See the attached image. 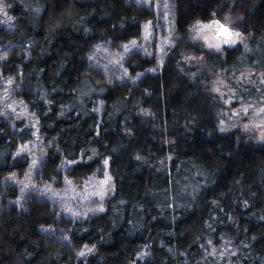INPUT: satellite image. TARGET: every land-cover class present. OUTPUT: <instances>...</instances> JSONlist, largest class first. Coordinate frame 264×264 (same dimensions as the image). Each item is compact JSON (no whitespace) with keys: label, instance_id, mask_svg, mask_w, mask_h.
<instances>
[{"label":"trees","instance_id":"16d2710c","mask_svg":"<svg viewBox=\"0 0 264 264\" xmlns=\"http://www.w3.org/2000/svg\"><path fill=\"white\" fill-rule=\"evenodd\" d=\"M5 2L0 264H264V143L224 132L209 76L182 63L195 56L213 73L264 71V0H173L174 45L163 64L133 52L121 70L109 61L142 37L155 18L148 7ZM216 18L245 41L216 53L191 40L197 22ZM260 94L238 90L243 101ZM26 144L39 148L35 179L55 189L108 169L105 210L76 219L37 192L22 198L19 182L33 165L20 152Z\"/></svg>","mask_w":264,"mask_h":264},{"label":"rangeland","instance_id":"374dc122","mask_svg":"<svg viewBox=\"0 0 264 264\" xmlns=\"http://www.w3.org/2000/svg\"><path fill=\"white\" fill-rule=\"evenodd\" d=\"M134 1L141 6L148 7L155 14L154 20L145 23L142 37L126 45L121 56L114 55L110 61L100 53L99 49L96 50L94 56L103 57L109 61L112 68L121 70L122 60L130 53L139 52L150 56L154 54L158 58L159 68L174 45L173 0ZM9 8L10 6L6 5L5 0H0V22L2 24L6 25L11 20L8 15ZM215 21H220L232 30L240 32L241 39L232 44L224 43L223 38L219 36V25L215 24ZM190 38L193 42L200 43L207 51L216 53H222L225 49L234 48L245 41V36L240 30L234 28L230 20L217 18L210 22H197L190 30ZM218 43L220 46L216 47ZM203 61L202 57L188 56L183 59L182 63L185 64L183 70L194 68L197 73L205 70L206 75L209 76L208 84L222 105V109L218 113L223 131H240L247 141L250 139L257 143H264V138H262L264 137V111H261L264 109V93L262 92L264 71L254 69L231 74L213 73L206 67L201 69ZM249 86L261 91L259 97L250 100L252 102L249 99L243 101L238 96L239 88ZM217 88L219 91L216 90ZM0 99L2 104H7V98L6 95L3 96L2 88H0ZM8 107L14 114L13 104L9 103ZM22 116L31 119V116L24 112H22ZM38 149L36 144H26L20 151L29 154L33 161H36L24 180L19 182L22 198H26L32 192H37L40 196L57 204L65 216L76 219L87 218L105 210L106 201L114 193V180L108 169L103 177L90 178L82 185L68 181L64 189H55L52 186L40 184L35 179V170L39 167Z\"/></svg>","mask_w":264,"mask_h":264},{"label":"snow or ice","instance_id":"6c2138e0","mask_svg":"<svg viewBox=\"0 0 264 264\" xmlns=\"http://www.w3.org/2000/svg\"><path fill=\"white\" fill-rule=\"evenodd\" d=\"M214 23L219 25V36L223 38L224 43L232 44V43H235L236 40L241 39V33L240 32L232 30L228 25L222 24L220 21H215ZM219 46H220V44L218 43L216 45V47H219ZM10 82L11 81H9V83ZM216 90L219 91V88H217ZM245 111H247V109H245ZM261 111H264V109H261ZM245 127H247V126H245ZM262 138H264V137H262ZM35 163H36V161H33V164H35ZM105 163H107V161H105ZM105 183H107V181H105ZM81 255H83V253H81Z\"/></svg>","mask_w":264,"mask_h":264}]
</instances>
